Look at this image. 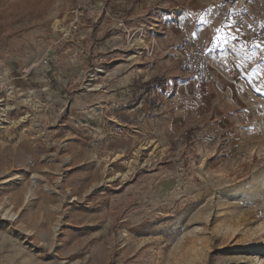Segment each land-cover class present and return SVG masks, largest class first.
Wrapping results in <instances>:
<instances>
[{
    "label": "rangeland",
    "instance_id": "374dc122",
    "mask_svg": "<svg viewBox=\"0 0 264 264\" xmlns=\"http://www.w3.org/2000/svg\"><path fill=\"white\" fill-rule=\"evenodd\" d=\"M0 264H264V0H0Z\"/></svg>",
    "mask_w": 264,
    "mask_h": 264
},
{
    "label": "built area",
    "instance_id": "2783aa9c",
    "mask_svg": "<svg viewBox=\"0 0 264 264\" xmlns=\"http://www.w3.org/2000/svg\"><path fill=\"white\" fill-rule=\"evenodd\" d=\"M224 44L207 37L185 36L170 46L169 52L178 56L184 75L202 84H212L218 78L232 82L239 69ZM45 63L49 65L47 60Z\"/></svg>",
    "mask_w": 264,
    "mask_h": 264
},
{
    "label": "trees",
    "instance_id": "16d2710c",
    "mask_svg": "<svg viewBox=\"0 0 264 264\" xmlns=\"http://www.w3.org/2000/svg\"><path fill=\"white\" fill-rule=\"evenodd\" d=\"M154 81H158V80L155 79Z\"/></svg>",
    "mask_w": 264,
    "mask_h": 264
},
{
    "label": "snow or ice",
    "instance_id": "6c2138e0",
    "mask_svg": "<svg viewBox=\"0 0 264 264\" xmlns=\"http://www.w3.org/2000/svg\"><path fill=\"white\" fill-rule=\"evenodd\" d=\"M217 31H219V29H217Z\"/></svg>",
    "mask_w": 264,
    "mask_h": 264
}]
</instances>
